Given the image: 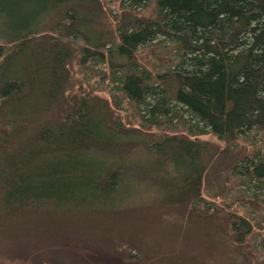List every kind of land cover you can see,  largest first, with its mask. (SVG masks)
Instances as JSON below:
<instances>
[{
  "label": "trees",
  "instance_id": "trees-1",
  "mask_svg": "<svg viewBox=\"0 0 264 264\" xmlns=\"http://www.w3.org/2000/svg\"><path fill=\"white\" fill-rule=\"evenodd\" d=\"M107 1L0 44V254L139 264L151 223L195 222L264 264V0Z\"/></svg>",
  "mask_w": 264,
  "mask_h": 264
},
{
  "label": "rangeland",
  "instance_id": "rangeland-1",
  "mask_svg": "<svg viewBox=\"0 0 264 264\" xmlns=\"http://www.w3.org/2000/svg\"><path fill=\"white\" fill-rule=\"evenodd\" d=\"M48 1L0 0V44L6 40L4 37L17 35L28 29L36 30L41 28L47 20L48 11L54 7V4ZM107 5L108 10H111L112 13L117 10V2L115 0H111ZM201 138L217 141L211 134ZM258 138H260L259 135L256 137L257 141ZM233 194L232 196L234 197H242L246 193L242 187H238L233 191ZM200 226L201 224H196L195 222H189L181 228H177V226L161 227L156 223H151L149 226L151 230L150 241L147 240L139 247L140 252L134 249L133 254L141 258V263L139 264H189L191 259L201 260L203 264H221L220 254L217 255L216 252H213L212 257L206 254L207 244L213 239L211 232L206 234L204 228ZM134 235H129V237L138 241L137 234ZM125 238L128 237L125 236ZM213 248L215 247L213 246ZM154 250L158 251V253L154 252ZM87 252V248L80 247L71 249L68 254L61 253V255L69 259L76 257L81 264H101L96 262L98 260L97 256H90V258L87 257L88 259L84 260ZM107 254L111 255L112 260L115 261L117 259L116 255L108 249L102 253L104 257ZM37 259L38 257L32 258L22 255L12 257L0 254V264H37Z\"/></svg>",
  "mask_w": 264,
  "mask_h": 264
}]
</instances>
